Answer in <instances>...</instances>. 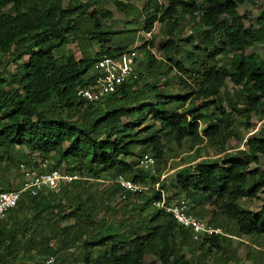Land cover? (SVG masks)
<instances>
[{
	"label": "trees",
	"instance_id": "obj_1",
	"mask_svg": "<svg viewBox=\"0 0 264 264\" xmlns=\"http://www.w3.org/2000/svg\"><path fill=\"white\" fill-rule=\"evenodd\" d=\"M151 1L142 24L145 33L153 23L162 25L159 58L146 43L136 47L144 59L137 62L135 77L88 102L76 91L94 84L96 61L115 59L134 45L135 31L126 37L112 31V14L101 6L90 9L95 0H0V56L20 61L13 74H0V192L20 188H12L5 174L27 166L32 154L49 162L47 171L62 165L61 174L75 177L57 193H21L0 219V264H45L48 259L53 264L59 257L63 264H197L185 259L193 245L221 254L232 238L264 242V203L255 212L239 204L264 192V169L249 167L261 160L264 168V137L246 138L245 149L233 156L198 160L162 178L138 166L144 156L159 159L170 144L198 146L203 139L235 135L229 129L235 106L217 101L226 79L238 88L233 95L244 105L242 111L264 107V59L244 53L264 44V12L254 28L244 26L246 17L236 11L245 0H164V6ZM111 2L119 12L135 10ZM184 16L194 28L181 41L172 32ZM196 32L198 46L193 44ZM88 41L98 48L94 55ZM70 43L80 49L78 60L63 52ZM171 71L176 85L189 93L165 94L159 78ZM198 99L202 103L195 107ZM209 104L217 113H209ZM200 122L209 125L199 131ZM257 122L264 123V108ZM218 145L226 151L222 142ZM91 182L102 187L92 190ZM180 201L197 220L205 214L204 226L218 232L194 239L155 206Z\"/></svg>",
	"mask_w": 264,
	"mask_h": 264
},
{
	"label": "rangeland",
	"instance_id": "obj_2",
	"mask_svg": "<svg viewBox=\"0 0 264 264\" xmlns=\"http://www.w3.org/2000/svg\"><path fill=\"white\" fill-rule=\"evenodd\" d=\"M71 2V0H64L65 2ZM83 1V0H81ZM120 1L123 4H128L133 7L135 10L129 11L127 13L119 12L115 9L111 0H95V5H91V8L95 6H101L108 12L112 14V21L114 24L111 26L112 31L120 32V36H128L132 31L134 33V45L135 48L146 43L149 45V51L154 56V58H159V51L157 49V45L165 39V31H163L162 25L158 23H153L152 29L150 33H145L143 31V18L145 16V12L149 13L152 10V1L151 0H116ZM157 4L162 6L165 5L164 0H155ZM202 0H196L197 3ZM146 9V11L144 10ZM236 11L239 15H244L246 19L243 21L244 26L251 25L252 27L256 26V19L260 12H264V0H245L242 4L238 5ZM126 14V15H125ZM130 21H134V23H130ZM108 24V23H106ZM194 26L189 17L184 16V19L180 21L179 27L177 31L172 32V34L179 38L181 41L185 39L193 30ZM200 36L198 33L193 34V44L199 45ZM152 43V44H150ZM89 51L92 55L97 51V46L95 43L88 41ZM132 46V47H133ZM63 52L65 54L71 53L75 59L80 58V49L75 43H70L64 47ZM136 52V60H135V68L137 62L141 59L143 60V56H140L138 50L135 49ZM245 54L256 53L261 59H264V44H254L253 46L244 50ZM218 57H214L213 60ZM23 60V59H22ZM18 62H12V57L10 56H0V74L7 76V74H13L15 72V65ZM205 63H210V58L205 59ZM184 79H187L186 77ZM161 84L160 87H164L165 94H173V95H184L189 93L188 88H181L176 85V80L174 78V71H171L167 76H162L159 78ZM187 83H193L191 79L187 80ZM238 88L233 86L227 79L225 80L223 86L220 88V99L217 101L221 103L222 107L227 106V101L230 100L235 109L239 112H231L233 115V123L229 127L236 134H229V137L226 140H223V137H218L212 139L210 142L206 143L204 139L201 144L198 146H192L189 142L182 141L179 144H170L166 146L162 152V155L159 159L153 160L152 166L150 167V172L157 174L160 178L172 173L175 169L191 164L198 160H220L225 156H233L236 151L244 150V141L248 137H264L262 134V130H264V123L261 125L258 121L259 111L264 107L259 106L257 111H252L246 113L241 109L244 105L238 100L235 99L233 93ZM209 101V99L207 100ZM194 106H198L202 103V100H195ZM209 113H217L216 107L209 104ZM209 125V122H200L198 124L199 131L206 128ZM249 127V129H246ZM253 130L252 132H248L249 130ZM228 131V130H227ZM256 131V132H255ZM255 132V133H254ZM254 133V134H252ZM252 134V135H251ZM251 135V136H250ZM223 143L225 152H221L220 142ZM22 153L28 156L27 151L22 149ZM29 163L27 166H23L20 168L18 166L17 169H11L5 177L9 179V185L12 188L21 187L24 182V178L22 175V171L32 170L38 171L40 164L45 163L47 165L49 162H42L38 156L32 154L28 157ZM249 167H258L263 170V163L259 160V164L251 163ZM63 166H59L58 172L62 171ZM92 190H99L102 185H96L91 182ZM264 203V192H259L256 198L252 200H244L241 199L239 204L250 211H257L259 207ZM205 211H209L210 208L206 206L204 208ZM204 224L207 220V216L204 214L201 219ZM72 252V249L69 250ZM185 259L189 260L192 263L197 264H264V242H262L258 238L252 237H243L242 239L232 238L228 244L224 245V251L220 254L219 252L212 253H203V250L195 249V246H191L185 253ZM63 257H59L53 264H63L61 262ZM28 264L27 261L16 262L15 264ZM74 264V263H70Z\"/></svg>",
	"mask_w": 264,
	"mask_h": 264
},
{
	"label": "built area",
	"instance_id": "obj_3",
	"mask_svg": "<svg viewBox=\"0 0 264 264\" xmlns=\"http://www.w3.org/2000/svg\"><path fill=\"white\" fill-rule=\"evenodd\" d=\"M135 60V46L130 47L115 59L109 57L100 58L93 66V71L96 74L94 84L86 89H78L75 94L76 97L92 102L113 92L116 86L135 77ZM152 163L151 158L144 156L139 160L138 166L143 168L151 167ZM20 168H23V166L20 165ZM22 175L24 182L18 190L0 192V219L15 207L22 192L26 191L31 196L42 190L57 193L63 182H70L75 178L61 174L55 170L47 171L45 163L40 164L38 171L25 170L22 171ZM118 182L127 189L132 188L127 182L122 180ZM155 206L163 208L166 212L170 213L180 226L190 231L194 239L201 233L210 234L211 232H218L217 230L206 228L201 221L188 214L183 201L172 207H164L162 202L155 203ZM52 262V259H48L45 261V264H52Z\"/></svg>",
	"mask_w": 264,
	"mask_h": 264
}]
</instances>
